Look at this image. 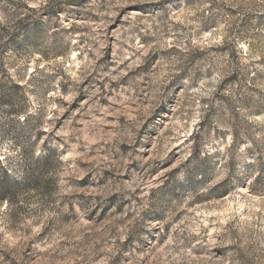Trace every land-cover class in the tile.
<instances>
[{
	"label": "rangeland",
	"instance_id": "obj_1",
	"mask_svg": "<svg viewBox=\"0 0 264 264\" xmlns=\"http://www.w3.org/2000/svg\"><path fill=\"white\" fill-rule=\"evenodd\" d=\"M0 264H264V0H0Z\"/></svg>",
	"mask_w": 264,
	"mask_h": 264
},
{
	"label": "trees",
	"instance_id": "obj_2",
	"mask_svg": "<svg viewBox=\"0 0 264 264\" xmlns=\"http://www.w3.org/2000/svg\"><path fill=\"white\" fill-rule=\"evenodd\" d=\"M17 186V182H14L8 173H4V176L0 178V199L9 201L13 198Z\"/></svg>",
	"mask_w": 264,
	"mask_h": 264
}]
</instances>
